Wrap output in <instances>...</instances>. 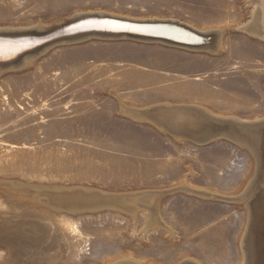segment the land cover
Returning <instances> with one entry per match:
<instances>
[{"label": "rangeland", "instance_id": "rangeland-1", "mask_svg": "<svg viewBox=\"0 0 264 264\" xmlns=\"http://www.w3.org/2000/svg\"><path fill=\"white\" fill-rule=\"evenodd\" d=\"M245 3L0 0V28L17 31L35 30L40 20L51 22L85 7L162 13L207 26L213 38L228 29L220 52L214 46L207 51V41L184 49L138 37L84 36L45 53L31 67L21 64L24 57L8 64L12 67L0 75V182H14L16 187L5 190L23 200L45 197L41 206L48 216L41 220L64 215L66 228L58 232L63 247L53 252L57 256L49 264H113L130 252L163 264L184 254L208 264H238L244 210L225 200L169 190L193 171L198 189L236 191L254 169L246 149L226 137L203 144L179 142L146 119L122 112L121 102L143 108L171 102L199 111L204 105L237 117L264 116V39L259 42L238 30L237 22L249 17ZM86 188L101 197L167 192L160 216L177 238L158 227L151 213L148 219L144 213L136 218L111 203L86 198L93 194ZM66 189L63 198L73 203L67 208L75 210L51 208V197ZM12 251L14 255L0 243V264L7 257L16 264L24 261L20 250ZM8 262L13 264L12 258Z\"/></svg>", "mask_w": 264, "mask_h": 264}, {"label": "bare ground", "instance_id": "bare-ground-1", "mask_svg": "<svg viewBox=\"0 0 264 264\" xmlns=\"http://www.w3.org/2000/svg\"><path fill=\"white\" fill-rule=\"evenodd\" d=\"M245 4H248V6L244 5V7L246 6V8H248L247 14L249 17L247 20L245 19V21L240 19L237 22L238 30L247 35L249 38L254 37L259 42H261V39H264V0H246ZM75 9L70 12L68 16L63 15L57 17V19L51 22L40 20L39 25H37V27L35 25V30L20 28L17 31L13 30L12 28H0V75L2 73L5 74V71L9 67H12L8 66L9 63H3L2 61H11L26 52L28 48H32V45L36 44V42L31 39H27L24 42V40H21L20 38L8 39L5 38V36L10 35L16 37L20 33L23 34L29 32L45 34L59 27L60 25H64L71 20L80 17L83 14H87L88 16H110L123 20L104 21L97 19H87L85 21L86 23L84 24L86 28L90 27L96 30L104 28L113 31H121L125 29L134 31L138 30L147 33L164 34L176 37L181 41H186L188 44H171V42L159 39L153 41L162 42V44H170L172 46L174 45L175 47L184 49L194 48L192 45L205 41L211 45V48H209L211 50L207 49V51H213V46L215 47L214 50L218 52L225 49V35L228 30H226L225 27L224 30H220V34L217 38H213L209 35L212 32L211 28L207 26H199L190 21H181V18H165V15L162 13H147L146 11H143L141 14L133 15L130 12H120L112 9L106 11L101 10V8L93 9L90 7ZM83 10L90 11L82 12ZM69 15L72 17L70 18ZM168 16L170 17L171 14ZM65 17H69V19ZM166 21L178 25L188 26L191 29H188L189 32L186 33L182 30H177L172 27L165 28V26L141 25L145 24V22L152 24ZM129 22L137 24H131ZM138 23H141L139 24L141 26H138ZM61 29L62 28L59 30ZM179 29L182 28L179 27ZM84 36H88L87 39H100L103 36H107L109 39L134 37L131 35L113 37L106 34H89ZM73 39L74 38L61 40L50 45L48 44L45 47L40 48V50L36 51L35 53L30 52L23 56L24 58L21 64L25 63L27 68L29 66L31 67V65L38 63V61L42 59V56L44 57L45 53L52 51L57 46L67 44L71 45V43H75V40ZM3 65L5 66L2 67ZM171 104V102H165L164 104L158 103L155 106L153 105L151 108H143L134 106L133 104L128 105L124 102H121V110L124 113H131L132 117L136 119H146L151 125L158 127L162 132L169 133L175 140L179 142L190 140L197 144H203L207 141H216L222 137H226L236 142V144H239L240 147L243 146L246 149V154L249 156L254 169L251 167L253 171L249 175L247 182L241 185L236 191L224 192L219 189L212 188L198 189V187H195L194 183L192 182V176L195 174L193 171L190 173V177L186 176L183 180L179 181L180 183L177 182V186L171 187L169 191L173 193L176 191H183L188 194H197L202 198H209L211 200L220 199L239 205L241 209L244 210L247 220L244 226V231L240 237V260L238 264H248L249 258H251L252 264H264V116L262 115V117L243 118L231 115L232 113L226 114L219 112L218 110L213 111L212 109L215 108L209 109L210 106H199V111L190 106L188 108L186 105L179 106L178 104V106H175ZM173 130L178 132H174ZM3 182L4 183L0 182V243H4L8 247L11 254H13V249L20 250L19 256H21V258L26 261V263L21 261L19 264H49L55 259V256H57V254H53V252L59 253V250L63 247L62 243L59 242L58 232L62 234L61 231L66 225V222L63 220L64 215L61 213H54L50 214L48 218L41 220L40 217L48 216L45 213V209L41 206L43 205V201L37 200L35 198H29L28 196L24 197L25 200H23V198L17 196L19 195L16 194L17 192H14V195L12 194L13 192L10 193L9 191L5 190L7 187H16L14 182ZM19 187H22V185H19L18 189ZM86 190L93 192L90 197L85 196L86 198L91 200L100 199L101 204L103 205L111 203L119 209L127 210V212L134 214L136 218L141 213H144L148 219L151 213V215L155 217L158 227H165L171 239L177 238L176 230L171 226H167L166 221L160 216L161 208L164 199L166 198L167 192L154 189L145 192L110 195L106 194L101 197L99 195L97 196L96 192L90 188H86ZM68 191L69 190L66 189L62 192H57L56 195L52 196L51 198L54 204L51 208L55 210H75L67 208L71 205L73 206V203H70L68 200L63 198L65 193ZM26 192L27 194L29 193L28 190H26ZM15 206L21 207L22 210H15ZM31 218L36 221L30 222L29 220ZM51 229L54 231L52 236L49 235ZM143 232L146 234L148 233L146 229H144ZM10 244H12V246ZM122 255L123 256H121L113 264H163L157 262L156 260H151L150 257H136L131 252L124 253ZM9 258H12V263L16 264L17 261L14 259V257H7V261L4 264H11L8 262ZM171 264L208 263L196 257H192L190 254H184L181 257L175 259Z\"/></svg>", "mask_w": 264, "mask_h": 264}, {"label": "water", "instance_id": "water-1", "mask_svg": "<svg viewBox=\"0 0 264 264\" xmlns=\"http://www.w3.org/2000/svg\"><path fill=\"white\" fill-rule=\"evenodd\" d=\"M87 19H97V20H104V21H123L121 19H117V18H113L110 16H98V15H87V14H83L78 18H75L73 20H71L70 22L64 24V25H60L59 27L45 33V34H39V33H23V34H18L16 37L13 36H5V38L8 39H12V38H20L21 40H24V42L27 39H31L34 42H36L35 45H32V48H28L26 52H24L23 54H21L19 57L22 58L23 56L27 55L28 53H32V52H36L38 50H40V48L45 47L46 45H50L53 44L55 42L61 41V40H66V39H71V38H77L80 36H84V35H89V34H106L109 36H113V37H121V35H131V36H136L138 38H142V39H146V40H163V41H168L172 43H186L188 44V42L186 41H181L179 39H177L176 37H172V36H168V35H164V34H155V33H147V32H141V31H134V30H121V31H113V30H108V29H92L90 27H87L84 25ZM131 24H137V23H133V22H129ZM179 23V22H178ZM138 23V26L141 25H156V26H165V28L167 27H172L175 28L177 30H182L183 32L188 33V26H184V25H178L175 23H170V22H157V23H152V24H148L145 22V24H141ZM167 25V26H166ZM178 26V27H177ZM179 27H181L182 29H179ZM60 28H62L61 30H59ZM21 36V37H19ZM202 44V42H201ZM200 44V46H201ZM203 45V44H202ZM192 46H196V45H192ZM14 58L11 61H2L3 63H9L10 62H15L17 60H19L20 58ZM49 188V187H48ZM103 194H106V192H100ZM45 194V193H44ZM43 201L46 200L45 197H42ZM106 202H108L107 200H105ZM104 202V203H106ZM114 206V205H112ZM248 264H252V260L251 258H249Z\"/></svg>", "mask_w": 264, "mask_h": 264}]
</instances>
